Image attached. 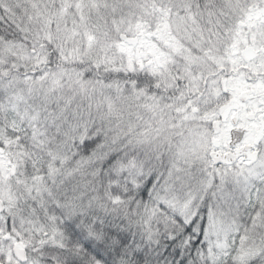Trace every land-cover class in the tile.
<instances>
[{
  "label": "snow or ice",
  "instance_id": "obj_1",
  "mask_svg": "<svg viewBox=\"0 0 264 264\" xmlns=\"http://www.w3.org/2000/svg\"><path fill=\"white\" fill-rule=\"evenodd\" d=\"M0 264H264V0H0Z\"/></svg>",
  "mask_w": 264,
  "mask_h": 264
}]
</instances>
